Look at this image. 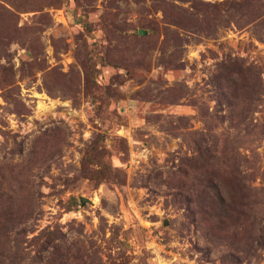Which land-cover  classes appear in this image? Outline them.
Masks as SVG:
<instances>
[{
  "label": "rangeland",
  "instance_id": "rangeland-1",
  "mask_svg": "<svg viewBox=\"0 0 264 264\" xmlns=\"http://www.w3.org/2000/svg\"><path fill=\"white\" fill-rule=\"evenodd\" d=\"M0 264H264V0H0Z\"/></svg>",
  "mask_w": 264,
  "mask_h": 264
},
{
  "label": "trees",
  "instance_id": "trees-1",
  "mask_svg": "<svg viewBox=\"0 0 264 264\" xmlns=\"http://www.w3.org/2000/svg\"><path fill=\"white\" fill-rule=\"evenodd\" d=\"M231 176H232V175H231ZM231 178H233V179H234V180H232V179H231V182H232V183H234V182H235V183H237V185H239V186H240V183L238 182V180H237V177H236V176H233V177H231Z\"/></svg>",
  "mask_w": 264,
  "mask_h": 264
}]
</instances>
